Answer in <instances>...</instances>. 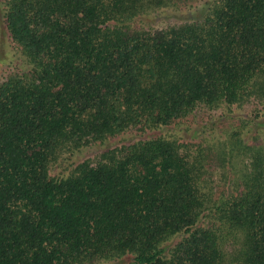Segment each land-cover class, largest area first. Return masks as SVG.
I'll return each mask as SVG.
<instances>
[{
  "label": "trees",
  "instance_id": "obj_1",
  "mask_svg": "<svg viewBox=\"0 0 264 264\" xmlns=\"http://www.w3.org/2000/svg\"><path fill=\"white\" fill-rule=\"evenodd\" d=\"M0 264H264V0H0Z\"/></svg>",
  "mask_w": 264,
  "mask_h": 264
}]
</instances>
